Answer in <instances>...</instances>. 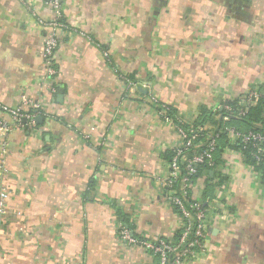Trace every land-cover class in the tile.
<instances>
[{
  "label": "crops",
  "instance_id": "crops-1",
  "mask_svg": "<svg viewBox=\"0 0 264 264\" xmlns=\"http://www.w3.org/2000/svg\"><path fill=\"white\" fill-rule=\"evenodd\" d=\"M22 1L43 19L55 16L52 0H0V106L16 107L25 93L47 115L34 131H12L0 150L9 193L0 264H155L117 234L124 223L138 238L175 240L177 217L153 181L174 135L146 100L230 127L221 104L264 87V0H58L64 21L91 40L62 34L53 94L45 33ZM97 45L138 82L134 90H124ZM204 111L212 117L201 122ZM0 119L9 122L1 110ZM217 156L197 181L223 212L193 264H264V183L235 151Z\"/></svg>",
  "mask_w": 264,
  "mask_h": 264
},
{
  "label": "built area",
  "instance_id": "built-area-1",
  "mask_svg": "<svg viewBox=\"0 0 264 264\" xmlns=\"http://www.w3.org/2000/svg\"><path fill=\"white\" fill-rule=\"evenodd\" d=\"M27 13L36 26L45 33L41 54L45 81L48 82L49 92L55 93L60 75L55 52L59 46L63 33L76 34L91 40L83 32L66 23L62 16V9L58 0H52L50 6L55 14L51 19H43L37 11L22 1ZM100 49L102 58L111 67L117 80L123 84L125 91L134 90L138 82L120 71L111 63L110 53ZM263 99L262 92L252 88L238 100L226 99L221 104V110L227 118L241 120L247 115L250 107ZM152 105L156 114L167 125L173 135V141L163 169L153 176L155 187L164 196V201L173 209L177 222L175 226V240L157 238L149 240L134 236L127 225L118 224V239L127 248L140 249L148 258H154L155 264H193L207 253L208 232L216 215L223 212L219 205V198L214 197L210 204L203 198L205 184L197 181L201 173L215 169V156L222 136H225V152L240 155L250 148L249 155L255 163H259L264 155V131L236 130L234 127L209 128L198 124L196 118H188L173 114L170 105L161 102L155 95L150 94L146 100ZM0 110L9 117V122L0 119V150L4 154L7 137L14 130L34 131L37 128L38 117L47 115L44 104L38 99L30 98L25 93L19 97L18 105L8 109L0 106ZM220 148V147H219ZM200 168H202L201 173ZM247 170L257 175L250 167ZM7 172L5 158L0 159V183ZM258 176V175H257ZM7 187L0 185V224L7 214Z\"/></svg>",
  "mask_w": 264,
  "mask_h": 264
},
{
  "label": "trees",
  "instance_id": "trees-1",
  "mask_svg": "<svg viewBox=\"0 0 264 264\" xmlns=\"http://www.w3.org/2000/svg\"><path fill=\"white\" fill-rule=\"evenodd\" d=\"M261 92L264 96V87L261 88ZM202 114H203V116H202L203 118H202L201 122H206L207 119H210L212 117V116H209V113L206 111L202 112ZM235 119L236 118L230 119V121L232 122L230 127H234L236 130H240V131L261 130V131H264V101H263V99L258 100L257 103L253 107H250L247 111V115L244 118H242L241 120H238V121ZM235 121L237 122V124L233 123ZM225 140H226L225 136H222L221 140H220L221 144H219L220 148L218 147V150L216 153V155H218L217 158L219 157L221 152H223L225 150V148H227ZM234 151L236 152L237 149L234 148ZM249 152H250V148H247V150L242 152L243 158L247 162V165L259 175V177L261 178V181L264 183V155H263V159L261 162L255 163L251 159ZM217 158H216V162L218 163L219 160H217ZM201 171H202V168H200L199 173H201ZM207 174L208 173H206L205 176H208Z\"/></svg>",
  "mask_w": 264,
  "mask_h": 264
},
{
  "label": "water",
  "instance_id": "water-1",
  "mask_svg": "<svg viewBox=\"0 0 264 264\" xmlns=\"http://www.w3.org/2000/svg\"><path fill=\"white\" fill-rule=\"evenodd\" d=\"M37 120H39V119L37 118Z\"/></svg>",
  "mask_w": 264,
  "mask_h": 264
}]
</instances>
